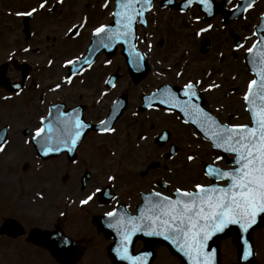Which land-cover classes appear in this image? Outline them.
<instances>
[{
    "label": "flooded vegetation",
    "instance_id": "flooded-vegetation-1",
    "mask_svg": "<svg viewBox=\"0 0 264 264\" xmlns=\"http://www.w3.org/2000/svg\"><path fill=\"white\" fill-rule=\"evenodd\" d=\"M98 1L103 4V0ZM40 2L41 0H0V68L6 64L4 69H0V133L5 134L9 141L5 150L0 152V192H4L0 193V225L6 218L14 217L24 228L22 235L10 237L0 234V239L9 243L23 242L39 248L27 239L31 228L38 224H28L18 216L20 211L13 209L26 199L58 204L54 212H63L64 215L80 220L79 224H82L83 219L86 220L85 227L95 236L88 237L79 248L83 253L87 252L86 248L101 251L105 248L106 240L91 223L94 215H105L118 203L133 212L143 192L158 191L163 195H172L177 187L190 190L187 183H177L174 177L193 171V167L186 162L188 155L194 156L193 160L204 156L199 140L191 134L189 125L183 124L172 111H166L159 104L161 97H154V94L162 91L163 85L176 84L183 87L190 79L200 80L202 83L198 85L197 93H202L205 106L214 110L222 122L233 124L243 108L237 95L242 92L244 85L240 83L239 86L237 82L234 49L230 46L227 48L226 53H230H227L228 60L220 55L219 48L216 49L218 55L212 58L206 56L214 51L215 42L211 36L216 34L199 38L195 36V31L205 26L204 22H185V25L175 27L176 31L166 30L165 39L156 38L157 29L153 25L147 31L144 30L145 34L141 33L139 25L134 43L148 58L150 67L144 76L141 71L128 69L124 41H118L111 56L105 51L98 53L94 62L78 71L73 77V83L67 84L64 78L71 72L65 67V60L82 57L91 43L94 28L109 22L107 17L111 6H62L63 3L49 5L47 0L45 8L39 9ZM32 8L38 9L32 16L16 15ZM65 17L67 21H74L63 29L60 21ZM82 23L84 27L75 30L78 35L67 34V29L73 24ZM189 27L194 30L192 41L188 39L190 34L186 32ZM185 37L190 44L186 43ZM172 41V45H169ZM148 45H151L150 50ZM24 48L28 51L24 52ZM190 48L195 50L194 54ZM116 53L122 60L124 70L104 71L110 66ZM196 55L205 58H200L202 61L196 60ZM9 56L12 58L9 59ZM169 58L173 60V64H168ZM49 60L53 61L51 65ZM97 66H100L99 72ZM178 72L181 73L180 76L176 75ZM123 76L126 81H121ZM110 78H113L111 84ZM93 80L97 81L99 88ZM241 80L242 77H239V82ZM57 83L61 84L59 89L55 88ZM212 83L221 86L211 91L206 90ZM17 84L20 89L16 88ZM146 97H154V107L146 106L149 103ZM182 98L186 99L183 95ZM198 101L199 96L194 102ZM122 104H125L121 109L122 113L112 126L115 131L99 132V121L108 119L111 107H120ZM73 111L88 125L76 147L72 151L62 147L60 152L45 154L39 144L31 139L34 128L40 123V117L44 116L47 124L49 113H52L50 121L55 135L60 113ZM173 121L179 129L177 133L173 130ZM162 131H168L170 140L165 146L159 147L155 138ZM172 136L181 145L175 156L181 161L174 162L173 157L165 159L167 149L173 142ZM114 155L116 156L112 159ZM217 156L219 155L215 154ZM139 158V162L142 159L145 162L134 182L135 174L132 169ZM109 160L112 161L110 164ZM151 161H160L161 166L147 171ZM174 164L179 166L175 171ZM216 164L221 168L229 167L224 158L216 161ZM58 168L65 172L62 177H59ZM98 169L101 173L96 174ZM109 175L114 176L115 180L108 181ZM224 183L217 181V184ZM96 187H101L102 190L108 188L109 193H115V198L106 202L103 201L105 197L97 194L88 205L81 206L79 199ZM37 193H42V197ZM63 197L69 202H64V207L59 209ZM63 223L57 221L55 226L61 229ZM72 229H75V233L80 230L79 225ZM97 238L100 241L95 243ZM95 244L97 246L93 248Z\"/></svg>",
    "mask_w": 264,
    "mask_h": 264
},
{
    "label": "snow or ice",
    "instance_id": "snow-or-ice-1",
    "mask_svg": "<svg viewBox=\"0 0 264 264\" xmlns=\"http://www.w3.org/2000/svg\"><path fill=\"white\" fill-rule=\"evenodd\" d=\"M168 2L171 3V0ZM57 3H63V0H57ZM192 3L193 0H187L188 5ZM197 3L206 12L210 10L211 0H197ZM46 4L47 0H41L39 9H44ZM103 6L107 7V2ZM253 6L254 0H249L243 11ZM152 7L153 0H116V10L112 13L116 26L100 24L93 30V36L101 37L97 41L98 45L109 48L116 40L124 42L130 39L135 40V23L139 19L140 23L146 25L145 13ZM37 10L32 8L24 13L18 12L16 15L32 16ZM181 11L184 9L182 8ZM261 15L264 17V13ZM196 19L199 20V17ZM82 27H84L83 23L73 24L67 29V34L78 35V31L75 30ZM212 27L210 24L207 27H201L195 31L194 35L199 37ZM253 35L257 34L254 32ZM148 48L150 50L151 45H148ZM235 48L244 49L249 56L253 57L249 63L254 66L253 71L257 77L248 81L247 91L243 95L246 111L250 114L249 123L231 125L222 123L195 103V99H198L197 85L202 83L200 80L190 79L183 84L182 93L186 99L182 101L177 99L176 94L167 86L154 94V97H161L159 104L169 106L166 111L178 108L186 115L194 117L192 123L196 124L210 139L212 147L230 154L232 161L227 169L217 167L215 162L208 163L204 167L206 176L213 180L225 181L223 185L196 183L190 190L177 187L172 195L152 191L144 197V206L141 207L138 216L122 215L116 219L115 224H110L109 227H115L121 236L119 256L129 264H145L146 257L149 255L143 253L134 256L129 253L128 246L133 234L141 231L147 236H161L176 245L188 258L190 264H212V255L205 248L207 240L213 234L224 231L229 225H238L241 232L247 233L249 228L256 224L257 217L264 214V35H261L259 41L253 42L250 47L244 48V45L237 43ZM132 50L135 51L134 44ZM23 51L27 52L28 49L24 48ZM137 55L140 54L137 53ZM11 58L9 56V59ZM80 60V57L65 60V67L71 72L70 75L65 76V83H73V77L80 69L70 66L79 63ZM48 63L51 65L53 61L49 60ZM84 63L89 62L84 61ZM176 75L180 76L181 73L178 72ZM220 86L212 83L206 90L211 91ZM60 87L59 83L55 85L56 89ZM16 88L20 89V85L17 84ZM154 97H146L149 101L147 107H154L152 103ZM9 98L5 97V99ZM50 117L51 113H49L47 124L46 118L40 117V123L34 128L31 139L39 144L45 154L60 152L62 147L72 151L88 125L75 111L62 112L57 118V127L53 135L54 128ZM98 131L111 133L115 129L108 126L106 120H100ZM166 138L163 135L159 136L161 140ZM8 143L6 135L0 133V152L5 150ZM194 158L192 155L187 156L188 161ZM221 159H223L221 156L216 157L217 161ZM107 179L114 181L115 177L109 175ZM97 194H104L101 187L86 193L79 199V204L88 205ZM37 195L42 197V193ZM60 215L63 216L64 213ZM105 215L115 218L117 213L113 210L106 212ZM244 244L246 258L252 255V250L247 241Z\"/></svg>",
    "mask_w": 264,
    "mask_h": 264
},
{
    "label": "rangeland",
    "instance_id": "rangeland-1",
    "mask_svg": "<svg viewBox=\"0 0 264 264\" xmlns=\"http://www.w3.org/2000/svg\"><path fill=\"white\" fill-rule=\"evenodd\" d=\"M72 1H71V4L76 3V2L72 3ZM236 1L237 0H233L231 3L234 4ZM79 3H80V5L88 4L87 0H78V4ZM99 4H100V2L98 1V5ZM166 11L167 10H160L159 8H157L153 11V13H151L149 15V17L152 16L150 18H154L153 23H154V26H156L155 30L157 29L156 38H158V39H165L167 37L166 36V30H169L170 32L176 31V28H178V25H181V26L185 25L184 24L185 21L190 22L193 20L194 15L196 16L197 14H199L197 9H196V11L194 9L191 10L194 15L191 16V14H189L185 17L178 15L176 12H171V11L166 12ZM262 12H264V0H258V2L253 6V8L245 14L244 19L234 21L228 25V26L232 27L234 33L239 34L241 36L244 48L250 47L252 45V43L255 41L254 37H253V27L256 24L258 17ZM98 13H94V14L97 15ZM160 13H163L162 19L159 18ZM157 16H158V18H157ZM107 18H110V17H107ZM164 20L174 21L176 28L173 25H171L169 21H164ZM72 21H74V19L73 20L71 19V21H67L66 17L64 19H62L60 21L62 28L64 29V26L67 27L69 22H72ZM98 21H96V22H98ZM96 22H94V23H96ZM210 23L213 24L214 27L212 30L205 33V35H211V33H215L216 35L214 36L212 34V36H211V39L213 42H215V45H214V51H210L209 53H207L206 56L208 58H212V56L218 55L219 52L216 53V49H218V48H219V51L224 54L223 50L226 51L232 42V40L230 38L231 36H229L227 34L228 33L227 29L226 28H224V29L220 28L221 21L218 17L211 19ZM186 32L190 34V36H188V39L190 41H192L193 35H192L191 29L186 30ZM246 37H247V39H245ZM185 40H186V43L190 44V41L189 40L187 41L186 37H185ZM172 43H173V41L171 43H169V45H172ZM191 44H193V43H191ZM78 50H79V48H78ZM190 50H191V48H190ZM244 52H245L244 49H240L239 51H237V54H238V68H237V76L238 77H237V80L239 81V77L242 75L243 80L240 82L242 85H244V84L246 85L250 79V74L246 71L244 63H243L242 57L244 55ZM191 53L194 54L195 50L192 49ZM227 53L230 54L229 51H227ZM224 56H225L224 59L228 60V58L225 54H224ZM194 57H196V60H201V61H202V59L204 60V58H205V56L200 57L197 55ZM103 58H104V56H103ZM112 58L113 59H112L110 66L106 67L104 69V71L119 72L121 70H124L120 56L116 53ZM200 58H202V59H200ZM167 61H168V64H173V60L171 58H169ZM239 66H240V68H239ZM96 68L99 72L100 66H99V68H98V66ZM92 76H95V75L92 74ZM121 81H126L125 76L122 77ZM93 83L99 88L98 84H96L97 83L96 80H93ZM241 84L239 86H241ZM240 112L242 114L241 116H243V118L241 119L240 122L247 121V116L245 115V113L243 111H240ZM238 120H236V121H238ZM173 123L175 126V128L173 130H176V133L179 132L177 125H175L176 122L173 121ZM184 132L186 133V131H184ZM116 155L112 156V159ZM140 158L137 160V165L133 166V169H132V173L135 174L134 175V182L136 181L135 179H138L137 172L141 169L142 165H144V162H145L144 159H142L139 162ZM111 162L112 161L109 160V164ZM193 165L196 166V168L195 167L192 168L193 171H190L188 174L181 173L178 176L176 175V177H174V181H176L177 183L178 182L187 183L190 186H191V183L194 181L204 182V179L200 175V172L198 170L197 163H195ZM59 173H60L59 177H62L65 174V172L63 170H60V169H59ZM98 173H101V170L98 169L96 171V174H98ZM53 176H56V174H54ZM49 190H51V188H49ZM0 193H4V192H0ZM66 195L68 196L70 194H66ZM2 197L5 198L4 195H2ZM66 201H67V199H64V197L61 198L60 202H62L61 203L62 205H60L61 208L59 206V209H62L64 207L63 203ZM44 208H46L45 205L40 203L38 206L35 207V210L37 212H34L33 210L28 211L26 217L24 218V221L27 222L28 224H31V223H35L36 221L42 222V221H44L45 218H47L48 219L47 224H49V222L51 220H53V218H55V217H48L45 213H43L42 211H44ZM70 219H72V218L68 217L67 221H69ZM74 221L77 222V220H74ZM74 221H73V223H74ZM82 222L87 224V221L84 219L82 220ZM79 228H80V230L78 231V233L80 232L79 233L80 235L89 234V232L86 233V231H88V229L84 225L79 224ZM68 231H70V229H68ZM69 235L74 236L72 233H69ZM98 241H100L99 238H97L94 242L97 243ZM254 241H255V249H256V261L253 264H264V228L255 233ZM16 244L17 243L12 244L10 247L0 246V264H59L57 262L53 263L54 261L52 262L51 258L47 254H45V253L42 254L43 253L42 251H38V253H37L36 251L30 249L27 244L22 246V247H19L20 245H16ZM96 246H97V244H95L93 246V248H95ZM86 250H87V254H83V256H81V258H80L81 259L80 263H76V264H107V262H106L107 257L105 254H103V257H102V255L101 254L99 255V253H97L96 252L97 250H95V249L86 248ZM221 250H222V261L224 263L236 260V254L234 253L235 247L232 244L230 239L222 242ZM91 251H93V252H91ZM103 259L105 261H103ZM154 264H178V263H177L176 258L171 256L169 253L167 254L166 250L163 249L160 251V254L157 255V257L154 261Z\"/></svg>",
    "mask_w": 264,
    "mask_h": 264
},
{
    "label": "water",
    "instance_id": "water-1",
    "mask_svg": "<svg viewBox=\"0 0 264 264\" xmlns=\"http://www.w3.org/2000/svg\"><path fill=\"white\" fill-rule=\"evenodd\" d=\"M248 2L249 0H247V3ZM263 222H264V214H261L257 217L256 224L252 225V227L249 228L247 233L241 232L238 225H229L228 228L224 229V231L213 234L207 240L206 248H205V250L212 255V264H220L219 263L220 254H219V249H218L220 238L224 237L225 235L233 231L236 233L235 241L237 242V245L239 246V255H238L239 257L238 258H239L240 263L249 264L253 262L254 252H253L252 243H251V233L254 230V228L260 226ZM51 236L53 239L51 238L49 242L46 241L47 240L46 236L44 237L41 236L38 241L41 245H43L44 247H47V249L57 258V260H60V261L62 260V262L64 263L72 264L74 261V251L72 250V245L68 243L67 240H64L61 237H57L55 233H53ZM137 237L142 238L145 241V246H146L145 250H149L151 252V253H148L149 255L146 257L145 264H151V261L154 258L153 248L158 243L166 244L169 250L179 258L181 264H190V261L188 260V258L182 252H180L178 247L172 244L170 241L165 240L163 237L147 236L145 234L136 233V236L132 238L136 239ZM115 239H116L115 245L108 249L109 257L111 258L114 264H129L128 261L122 260L118 253L121 237L116 236ZM54 241L57 243H54ZM245 241H247L248 245L250 246L252 250V255L246 258L244 257V246H245L244 242ZM128 247H129V253H130L132 245H129Z\"/></svg>",
    "mask_w": 264,
    "mask_h": 264
}]
</instances>
